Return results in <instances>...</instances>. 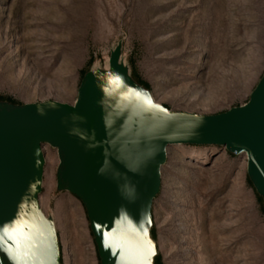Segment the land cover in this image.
Wrapping results in <instances>:
<instances>
[{
  "label": "rangeland",
  "instance_id": "obj_1",
  "mask_svg": "<svg viewBox=\"0 0 264 264\" xmlns=\"http://www.w3.org/2000/svg\"><path fill=\"white\" fill-rule=\"evenodd\" d=\"M120 41L155 102L223 113L263 76L264 0H0V101L71 105ZM44 155L39 205L55 222L61 264H99L82 204L55 190V150ZM152 217L160 264H264V209L244 155L168 148Z\"/></svg>",
  "mask_w": 264,
  "mask_h": 264
},
{
  "label": "water",
  "instance_id": "obj_2",
  "mask_svg": "<svg viewBox=\"0 0 264 264\" xmlns=\"http://www.w3.org/2000/svg\"><path fill=\"white\" fill-rule=\"evenodd\" d=\"M45 145L57 156L56 192L85 210L99 264H155L152 205L168 148L244 155L264 209V73L241 106L171 111L133 79L120 41L83 75L71 105L0 101V264H61L55 222L39 205Z\"/></svg>",
  "mask_w": 264,
  "mask_h": 264
},
{
  "label": "trees",
  "instance_id": "obj_3",
  "mask_svg": "<svg viewBox=\"0 0 264 264\" xmlns=\"http://www.w3.org/2000/svg\"><path fill=\"white\" fill-rule=\"evenodd\" d=\"M132 77H133V76H132ZM133 79L135 80L134 77H133ZM151 233H152L153 238H155L154 230H153V229H152V232H151ZM155 264H160V263H159V258H158V257L155 258Z\"/></svg>",
  "mask_w": 264,
  "mask_h": 264
},
{
  "label": "bare ground",
  "instance_id": "obj_4",
  "mask_svg": "<svg viewBox=\"0 0 264 264\" xmlns=\"http://www.w3.org/2000/svg\"><path fill=\"white\" fill-rule=\"evenodd\" d=\"M45 147H48V146L45 145V146L43 147V152H44V150H45ZM45 161H46V159H45Z\"/></svg>",
  "mask_w": 264,
  "mask_h": 264
},
{
  "label": "snow or ice",
  "instance_id": "obj_5",
  "mask_svg": "<svg viewBox=\"0 0 264 264\" xmlns=\"http://www.w3.org/2000/svg\"><path fill=\"white\" fill-rule=\"evenodd\" d=\"M149 103H150V101H149ZM5 231H7V230H5Z\"/></svg>",
  "mask_w": 264,
  "mask_h": 264
}]
</instances>
